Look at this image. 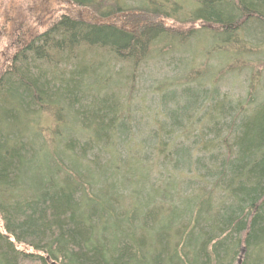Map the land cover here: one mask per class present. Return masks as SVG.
<instances>
[{
  "label": "trees",
  "instance_id": "obj_1",
  "mask_svg": "<svg viewBox=\"0 0 264 264\" xmlns=\"http://www.w3.org/2000/svg\"><path fill=\"white\" fill-rule=\"evenodd\" d=\"M65 1L0 63V264H264V0ZM199 38L220 69L135 108L133 72Z\"/></svg>",
  "mask_w": 264,
  "mask_h": 264
},
{
  "label": "rangeland",
  "instance_id": "obj_2",
  "mask_svg": "<svg viewBox=\"0 0 264 264\" xmlns=\"http://www.w3.org/2000/svg\"><path fill=\"white\" fill-rule=\"evenodd\" d=\"M70 11L78 12L76 8L70 7L65 0H0V63L8 61V56L12 53V49L15 47L14 41L18 31H23L22 33L24 35H29L31 33L34 34V31L41 32L45 29L48 23ZM79 13V16H83V18H88L89 15H91L85 10H81ZM7 20L8 23L6 22ZM3 23L4 26L1 28V24ZM34 28L37 30H34ZM182 28L186 29V27ZM184 32L185 31H182V33ZM189 42L191 44L184 48L186 50H175L168 61L156 60L146 62L137 69V72H133L134 75L131 80L132 82L130 83L131 86L128 90L125 89L123 94H127L133 102L142 104H134L133 106H135V108H142L144 114H149L148 116H153L157 111H160L157 106L158 104L156 105L157 94H155V90L157 88H164L159 87L161 84L165 85V83H171L175 80L176 86H183L186 83L187 75L184 72V68L187 65H192L197 71L201 70L199 74H203L204 76H208V74L204 72L207 69L211 71H213V69H216V71L220 69L222 61L217 53L211 56H202L203 50L210 49L211 44L209 42L205 41L203 38L194 41L189 40ZM255 43L257 44V42ZM259 44L258 47L264 50V44ZM256 49L257 47L255 50ZM181 59L186 62V65ZM172 61L178 63H172ZM179 61L181 65L179 64ZM254 65V72L252 74L254 76L261 74V86L263 87L262 94L264 96V61L256 60ZM246 81L247 74L241 72L238 76L228 77L225 81L217 80L215 88L221 95L230 94V97L237 98L243 96ZM141 98H144V103L139 101ZM143 106H145V108ZM143 122L139 129L142 132L141 136L144 137L148 135L147 132L149 130L154 129V124H147L148 119H144ZM42 125L44 126H42L44 132L42 135H49L46 134V131L44 130H50L53 127V122L45 121ZM126 150L128 152H140V143H134L133 145L128 146ZM241 257L242 255L240 254L237 261L239 259L241 260Z\"/></svg>",
  "mask_w": 264,
  "mask_h": 264
},
{
  "label": "water",
  "instance_id": "obj_3",
  "mask_svg": "<svg viewBox=\"0 0 264 264\" xmlns=\"http://www.w3.org/2000/svg\"><path fill=\"white\" fill-rule=\"evenodd\" d=\"M243 252H244V250L241 251V255L243 254ZM237 262H238V264H240L241 263V260L239 259Z\"/></svg>",
  "mask_w": 264,
  "mask_h": 264
},
{
  "label": "bare ground",
  "instance_id": "obj_4",
  "mask_svg": "<svg viewBox=\"0 0 264 264\" xmlns=\"http://www.w3.org/2000/svg\"><path fill=\"white\" fill-rule=\"evenodd\" d=\"M244 253V252H243ZM241 264V263H240Z\"/></svg>",
  "mask_w": 264,
  "mask_h": 264
}]
</instances>
